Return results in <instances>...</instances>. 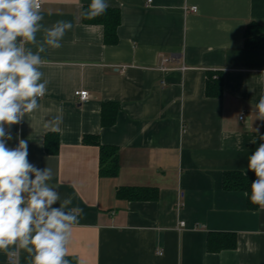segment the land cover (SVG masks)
<instances>
[{"label":"crops","instance_id":"crops-1","mask_svg":"<svg viewBox=\"0 0 264 264\" xmlns=\"http://www.w3.org/2000/svg\"><path fill=\"white\" fill-rule=\"evenodd\" d=\"M41 1L46 26L73 27L42 54L48 84L38 109L5 127L8 146L27 140L29 162L51 167L61 200L83 209L70 264H264V210L223 187L226 172L255 176L248 157L264 135L254 109L264 47L245 44L250 23L264 28V0H108L120 12L113 44L105 26L84 23L90 0ZM209 77H221V96L207 94ZM78 91L91 98L80 103ZM106 103L119 106L113 126L102 123ZM85 136L118 148L116 178L100 177V150ZM130 187L155 188L158 198L117 196ZM210 233L235 234L237 248L210 252ZM11 259L0 253V264ZM14 259L27 264L22 250Z\"/></svg>","mask_w":264,"mask_h":264},{"label":"clouds","instance_id":"clouds-1","mask_svg":"<svg viewBox=\"0 0 264 264\" xmlns=\"http://www.w3.org/2000/svg\"><path fill=\"white\" fill-rule=\"evenodd\" d=\"M109 6L108 0H90L81 15L99 17ZM40 9L41 0H0V253L12 258L11 264H17L14 258L21 250L27 264H70L68 245L83 209L69 208L70 197L61 200L50 183L51 167L39 169L29 162L27 140L8 146L13 137L5 127L38 109L48 84L42 54L61 48L73 27L63 19L46 26ZM254 109L256 119L264 120V95ZM258 139L247 164L256 179L245 196L264 210V135ZM57 202L60 206L53 207Z\"/></svg>","mask_w":264,"mask_h":264},{"label":"trees","instance_id":"trees-1","mask_svg":"<svg viewBox=\"0 0 264 264\" xmlns=\"http://www.w3.org/2000/svg\"><path fill=\"white\" fill-rule=\"evenodd\" d=\"M86 8V7H85ZM84 23L101 24L105 26L106 42L113 44L117 42V28L120 24V12L113 9H107L104 15L95 18H85ZM249 49H262L264 47V28L257 23H250L246 30V42ZM223 84L221 77L213 80L209 77L207 85V94L210 96H221ZM119 106L116 103H106L102 109V123L104 126H113L116 122ZM46 141V151L51 154L57 152V147L50 146L49 139ZM83 142L97 146L100 150L99 175L101 178H116L120 171L119 150L115 146H108L101 143L97 136H85ZM223 187L226 191L250 192V185L256 179V176L245 175L239 171H229L224 174ZM118 197H125L130 201H149L158 198V190L155 188H121L117 191ZM248 208L251 211L259 209L248 199ZM238 239L233 233H210L208 237V250L212 253H219L224 250H234L237 248Z\"/></svg>","mask_w":264,"mask_h":264},{"label":"built area","instance_id":"built-area-1","mask_svg":"<svg viewBox=\"0 0 264 264\" xmlns=\"http://www.w3.org/2000/svg\"><path fill=\"white\" fill-rule=\"evenodd\" d=\"M41 8H42V1H41ZM40 10H42V9H40ZM192 11H197V8H195V7L192 8ZM183 70H186V68L183 67ZM75 95L79 98L80 103H84V102L88 101L89 98H91L87 91H78L75 93ZM242 119H244V118H242Z\"/></svg>","mask_w":264,"mask_h":264}]
</instances>
